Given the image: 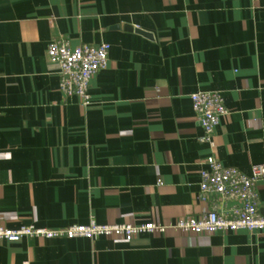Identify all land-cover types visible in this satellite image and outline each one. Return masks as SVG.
I'll return each mask as SVG.
<instances>
[{
    "label": "crops",
    "instance_id": "1",
    "mask_svg": "<svg viewBox=\"0 0 264 264\" xmlns=\"http://www.w3.org/2000/svg\"><path fill=\"white\" fill-rule=\"evenodd\" d=\"M110 44L90 103L59 89L47 45ZM221 95L213 146L190 99ZM213 155L264 164V0H0V224H163L197 216ZM264 216V180L256 184ZM0 264H264L247 230L143 233L131 241L23 237Z\"/></svg>",
    "mask_w": 264,
    "mask_h": 264
},
{
    "label": "built area",
    "instance_id": "2",
    "mask_svg": "<svg viewBox=\"0 0 264 264\" xmlns=\"http://www.w3.org/2000/svg\"><path fill=\"white\" fill-rule=\"evenodd\" d=\"M110 44H79L72 46L65 37H55L47 45L51 63L58 66L59 89L65 96H76L81 105L90 103L89 85L92 77L108 65ZM192 109L202 127L199 140L213 146V133L222 116L227 113L221 95L213 91L190 94ZM200 170L201 199L215 197L210 209L200 215L180 217L174 223L155 220L143 223H87L64 227H45L34 224L5 227L0 224V242H16L23 237L95 239L98 236L117 237L131 241L143 233L163 234L168 229L180 232L214 233L247 230L264 236V216L258 212L256 184L264 180V164L251 165L250 173L225 166L213 155L205 159Z\"/></svg>",
    "mask_w": 264,
    "mask_h": 264
}]
</instances>
